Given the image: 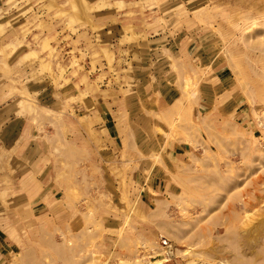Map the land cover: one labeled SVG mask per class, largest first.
<instances>
[{
    "label": "rangeland",
    "instance_id": "obj_1",
    "mask_svg": "<svg viewBox=\"0 0 264 264\" xmlns=\"http://www.w3.org/2000/svg\"><path fill=\"white\" fill-rule=\"evenodd\" d=\"M238 261L264 264V0H0V264Z\"/></svg>",
    "mask_w": 264,
    "mask_h": 264
},
{
    "label": "bare ground",
    "instance_id": "obj_2",
    "mask_svg": "<svg viewBox=\"0 0 264 264\" xmlns=\"http://www.w3.org/2000/svg\"><path fill=\"white\" fill-rule=\"evenodd\" d=\"M253 239L251 238L250 241H252ZM242 262L241 261H238L237 264H241Z\"/></svg>",
    "mask_w": 264,
    "mask_h": 264
}]
</instances>
